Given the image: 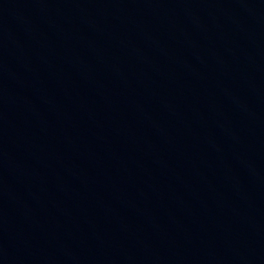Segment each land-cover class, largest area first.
Wrapping results in <instances>:
<instances>
[{
  "label": "water",
  "instance_id": "obj_1",
  "mask_svg": "<svg viewBox=\"0 0 264 264\" xmlns=\"http://www.w3.org/2000/svg\"><path fill=\"white\" fill-rule=\"evenodd\" d=\"M0 264H264V0H0Z\"/></svg>",
  "mask_w": 264,
  "mask_h": 264
}]
</instances>
